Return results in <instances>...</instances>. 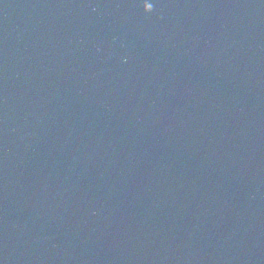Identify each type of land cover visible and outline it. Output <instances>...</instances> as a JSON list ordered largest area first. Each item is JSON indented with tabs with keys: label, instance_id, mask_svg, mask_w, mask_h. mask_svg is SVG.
Masks as SVG:
<instances>
[{
	"label": "water",
	"instance_id": "obj_1",
	"mask_svg": "<svg viewBox=\"0 0 264 264\" xmlns=\"http://www.w3.org/2000/svg\"><path fill=\"white\" fill-rule=\"evenodd\" d=\"M0 264H264V0H0Z\"/></svg>",
	"mask_w": 264,
	"mask_h": 264
}]
</instances>
